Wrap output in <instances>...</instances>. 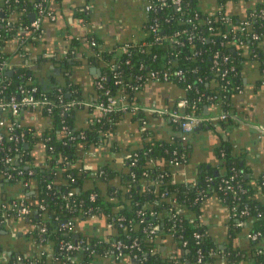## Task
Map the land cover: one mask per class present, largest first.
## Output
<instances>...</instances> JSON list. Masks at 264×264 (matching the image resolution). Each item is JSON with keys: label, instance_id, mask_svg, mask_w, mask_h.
I'll use <instances>...</instances> for the list:
<instances>
[{"label": "trees", "instance_id": "16d2710c", "mask_svg": "<svg viewBox=\"0 0 264 264\" xmlns=\"http://www.w3.org/2000/svg\"><path fill=\"white\" fill-rule=\"evenodd\" d=\"M37 2H42L43 7L49 10L47 0H0V64L6 62L7 68L10 54L5 48L6 42L13 36L21 44L34 41L32 32L24 27L29 25L31 13H36ZM182 4L179 11L167 0L146 12L137 41L132 39L104 47L103 38L92 31L81 38L72 39L71 46L87 47L89 60L99 63L103 75H106L101 78L104 87L99 88L93 101L105 99L104 89H109L110 94L122 92L125 110L95 113L88 123L80 126L76 122L75 112L84 106L75 105L68 110L62 107L73 98L83 99L77 85L66 82L62 86H43L37 80L33 81L28 67L23 65L12 67L11 74L3 73V77L0 76V97L8 99L13 96L19 100L23 95L22 89L36 86L35 95L47 97L53 103L50 111L46 106L36 109L46 119V128L41 135L37 136L31 131L24 133V140L29 144L46 143V147L42 148L44 158L39 164L30 160L24 140L8 139L4 127L0 126V158L7 153L18 152L19 160L12 163L24 170L23 174H16L12 180L2 179L0 195L6 182L29 180L33 193L28 199L24 198L31 209L27 215L31 228L29 235L44 248L43 251L34 250L23 255L24 263L89 264L92 258L104 255L111 249L113 241L121 240L127 244L122 252L127 259L125 263L129 264H236L242 255L229 246L218 248L204 232L197 217L201 197L214 193L229 207L232 204L247 207L249 215L244 217L245 221L253 218L252 223H247L250 224L249 230L260 232L258 238L251 240L249 257L255 264H264V172L253 181L249 180L243 154L235 152L228 141H222L216 150L221 168L217 170L200 165L194 184L178 181L174 177L177 167L188 163L190 148L189 143L182 141L179 135L165 140L148 136L140 147L130 151L122 170L111 167L109 163L100 165L94 175L91 174L92 183L88 186L84 182L90 171L78 167L88 146L108 145L106 140H110L122 115L130 113L139 121L146 119L144 110L135 106L141 104L137 91L152 80L148 78L150 71H156L159 75L164 71L170 73L167 80H153L169 81L177 86L181 91L179 96L187 98V111L206 116L205 109L217 101L221 109L230 115V96L237 91L236 85H241V63L244 58L261 56L264 17L257 16V13L248 15L245 18L250 23L241 30V20L226 21L222 18L225 17L223 11H203L198 0H182ZM75 16L84 22L90 20L88 11H78ZM187 33L191 38L187 37ZM251 33H256L257 38L251 37ZM215 52L219 53L218 63L214 62ZM223 55L229 56L226 62L221 59ZM177 69L182 72L181 78L173 74ZM224 69L227 71L221 76ZM134 86H137L136 89ZM27 108L20 105V113ZM231 119L228 116L218 122L223 128ZM7 120L5 122H11V117ZM170 122L176 129L177 122ZM206 123L202 121L200 125ZM17 131L21 132L22 129L17 127ZM174 158L181 164L174 165L171 162ZM4 169L6 165L1 159L0 175ZM28 169H33V173L28 174ZM229 175H235L232 183L237 189L236 199L232 198V192L225 189L223 179ZM97 183H104L106 187L100 188ZM4 211L18 216L15 210L0 208V223ZM98 220H102L105 226H108V222H112V225L104 231H94L88 227H79L74 231L78 224ZM245 221L236 226L235 221L231 220L232 231H239L240 226L246 225ZM39 226L44 227L43 232ZM152 228L153 232L150 231ZM195 231L201 234L200 238L194 237ZM170 234L179 244L183 241L186 244L178 255L162 257L159 243L166 242ZM67 240H81L83 249L69 252L60 249V243ZM199 250L201 262L197 261ZM210 250L217 254H210ZM2 252L0 242V264H17L14 262L15 256L5 259ZM48 252L53 254L51 258ZM69 254L73 255V260L67 258ZM112 261L116 264L114 259Z\"/></svg>", "mask_w": 264, "mask_h": 264}, {"label": "crops", "instance_id": "0c3cea01", "mask_svg": "<svg viewBox=\"0 0 264 264\" xmlns=\"http://www.w3.org/2000/svg\"><path fill=\"white\" fill-rule=\"evenodd\" d=\"M47 5L54 16L42 19L41 35L33 38L34 41L26 42L25 47L19 45L14 38L6 42L10 66L28 67L34 80L46 87L72 82L79 88L83 100H94L99 90L96 82L101 75L92 73L91 67H99L103 74L102 67L89 60L90 52L87 47H73L71 41L73 38H81L89 31L103 38L104 47L132 39L137 41L145 20L142 3L140 0H47ZM198 5L203 11H223L234 21L242 20L252 13L264 12V0H198ZM78 11H88L90 20L84 22L77 18L75 15ZM240 78V90L232 93L229 100L231 121L225 123L223 128L219 120L207 121L191 133L188 163L178 166L174 173L178 181L194 180L200 165L219 170L221 166L216 150L222 141H228L235 152L243 154L249 180L253 181L264 172V35L261 56L244 58L240 67ZM180 92L169 81H147L137 91V97L141 100L139 106L172 108ZM143 110L146 118L144 121L133 118L130 113L122 115L116 122L110 140H106L108 145L88 146L78 162L79 168L90 171L85 178L86 186L92 183L91 174L94 175L95 169L100 165L109 163L111 167L122 170L130 151L140 147L148 136L165 140L179 135L169 118ZM218 110L220 107L210 105L204 112L209 116ZM96 112V109L92 110L87 106L78 108L75 112L77 124L84 126ZM7 116L10 118L9 113L0 109V118L7 120ZM18 119L28 131L37 136L46 128L45 117L36 109H25ZM27 150L33 163L39 164L43 160L44 151L39 142L28 143ZM97 185L100 188L106 187L104 183ZM3 190L5 195L11 197L22 196L28 199L32 194L29 184L23 187L20 183L6 182ZM199 219L204 232L218 247L224 249L229 246L242 255L236 264H255L249 257L252 242L246 235L250 224L246 223L245 226H240L239 231L233 232L227 202L214 193L205 197L199 206ZM79 227L92 228L94 231L108 230L102 220L75 226L77 229ZM30 229L26 219L14 215L8 217L0 229L3 251L9 253L10 250L11 253L27 255L39 248L29 235ZM161 245L170 248L169 238L166 242L159 243ZM110 258L98 255L89 264H113Z\"/></svg>", "mask_w": 264, "mask_h": 264}, {"label": "built area", "instance_id": "2783aa9c", "mask_svg": "<svg viewBox=\"0 0 264 264\" xmlns=\"http://www.w3.org/2000/svg\"><path fill=\"white\" fill-rule=\"evenodd\" d=\"M142 3V8L143 11L146 13L152 9H155V5H160V4H164L167 0H140ZM171 3L174 4L175 8L179 11H181V8L183 6L182 4V0H169ZM35 6L37 7L36 13L34 14V19L31 20L30 19V23L29 25L25 26L24 29L32 32L31 37L32 38H36L37 36L41 35L42 32V19L44 17H53V11L52 10H48L45 7H43L42 2H37L35 4ZM253 14V13H252ZM222 18H225L226 21L227 19H229L228 17H226L225 14H223ZM257 16L260 17H264V12H259L257 13ZM157 23V22H156ZM250 21L247 18H244L240 21L239 25H240V29L243 30L247 25H249ZM153 29H155V27H153ZM178 31L175 32V34H177ZM187 37L191 38V35L189 33H187ZM251 37L253 38H257V34L256 33H251ZM12 38L17 39L16 36H13ZM172 38V37H170ZM94 42L92 41V44ZM19 45L25 47L24 44H21L20 42H18ZM214 57L216 58L214 60L215 63H218V59L219 58V53L215 52L214 53ZM221 59L223 60V62H226L229 59L228 55H223L221 57ZM26 60V59H25ZM10 63V62H9ZM28 63V62H27ZM12 65L7 68L6 67V62H3L2 64H0V76L3 77V73H6V71L8 69H11ZM226 69L222 70L221 72V76H223L226 73ZM181 70L177 69L173 71V74L178 76L179 78H181ZM170 73H168L167 71H164L161 75H159L156 71H150L148 78L150 79H159L162 78L164 80H167ZM106 75L101 74L100 77H98L97 80V87H99L100 89L104 87L103 85V81H102V77H104ZM33 81H35L33 79ZM115 82H118V80H116ZM137 86H134L133 88L136 89ZM59 90H62V87L58 88ZM235 89L238 91L240 90V85H236ZM37 91V87L36 86H32L29 89H22L23 95L20 97L19 100H16L13 96H11L10 98H4V97H0V109L7 111L10 114L11 117V122H5L4 119L0 118V126L4 127V131L6 132V134H8V139L11 140H19V141H23L24 140V133H26V131H28L21 123H19V119L18 116L20 114V105H25L28 106V108L30 109H37L40 106H46L47 110L50 111L52 109L53 103L50 99H48L47 97H38L35 95V92ZM69 93V92H68ZM104 94L105 99H99V100H83V99H72L71 101L65 103L64 105H62L63 110H68L70 107H73L75 105H79V106H87L89 108L92 109H96V113H101V114H105L113 109H118V110H125V96L122 92L119 93H115V94H110L109 93V89H104ZM213 105L220 107L219 102H215ZM139 105H136L135 108H138ZM139 108L145 109L147 111H151L154 112L156 114L159 115H163L167 118L170 119V121H175L177 122V131L179 133L180 138L182 139V141H184L185 143H188L191 141V133L197 128V126H199L201 124L202 121H212V120H224L226 119L228 116V113L226 111H224L223 109L218 110V112L212 114V115H206V116H202L199 114H194L191 113L189 111H187V98L179 96L176 100V102H174V105L172 108H167V107H157V106H153V105H145V106H140ZM186 109V110H184ZM17 127H20L22 129L21 132L17 131ZM2 140V134L0 133V141ZM24 142H28L26 140L23 141ZM29 143V142H28ZM42 148L46 147V143H40ZM27 155V154H26ZM130 155V153L128 154V156ZM19 156L20 154L18 152H15L13 154H6L4 155L2 158H0V160L2 159L4 164L6 165V169H4V171L1 173L0 175V185H2V179L4 178L5 181H9L12 180L16 174H23L24 170L22 168H19L17 165L13 164V161H18L19 160ZM28 156V155H27ZM127 156V157H128ZM171 162L174 163V165H180L181 162L177 159L174 158V160H172ZM28 165H26L27 167ZM28 174H32L33 173V169H28L27 171ZM235 175H229L228 178L223 179V182L225 184V189L232 192V198L236 199L237 198V189L235 188V185L232 183V179L234 178ZM192 184L195 183L194 180L189 181ZM14 183H20L23 187L28 186L29 184V180H17ZM11 183V184H14ZM262 184H264V179L262 180ZM30 186V185H29ZM3 191V194L0 195V208L4 209L6 208L7 210H11V211H17L18 216H20L21 218L26 219V221H28L27 219V215L31 212V209L29 206H27V204L24 201V197L21 196V198L19 197H11L8 195L4 194V190L3 187L1 189ZM30 193V192H29ZM28 193V194H29ZM32 193H33V189H32ZM71 193V192H69ZM31 195V194H30ZM2 196V197H1ZM91 197H93V194L91 195ZM205 197H201V201H203ZM229 207V206H228ZM178 211L181 210V208H177ZM249 215V210L247 209V207H238L235 204H232L229 207V218L233 221H235L236 225H241L244 223L245 219L244 217H247ZM12 215L7 214L4 211V216L3 219L1 220L0 226L3 227L5 225V220L8 219V217H10ZM197 217L199 218V214H197ZM119 219H121V217H119ZM248 221V222H246ZM245 221V223H252L253 222V218H247V220ZM63 225V223H62ZM108 226L112 225V222H108L107 224ZM40 229L41 232L44 231V227L43 226H39L38 227ZM78 229L74 227V231H77ZM151 232L154 231V228L150 229ZM247 237L250 240H255L256 238L259 237L260 232L259 231H251L249 230L247 232ZM194 237L196 238H200L201 234L199 232H194ZM169 241L171 242L170 248H165V250L161 251V256L162 257H168V256H174V255H178L180 251H182L183 246L186 244L185 241L182 242V244H179V242L176 240L175 236L173 234L168 235ZM41 242V241H40ZM39 248H36L35 250H40L43 251L44 249L41 247L42 244L39 242H36ZM127 247V244H125L123 241L121 240H115L112 242V246L111 249H109L103 256H109L112 259L117 260L115 261L116 264H129L125 263L126 262V258L123 257V252H122V248ZM59 248L69 252V251H73V250H82L83 249V245H82V241L78 240V241H63L60 243ZM220 248V247H218ZM222 249V248H220ZM259 251H261V249H258ZM9 253H5L4 251L3 253V257L5 259H7V257L9 256H15L16 260L14 262H17V264H26L22 261V257H24L23 255H21L20 253H11L12 251H8ZM210 254H217L216 251L214 250H210L209 251ZM52 253L48 254V257L51 258L52 257ZM135 257V256H134ZM67 258L70 260H73L74 257L73 255H67ZM201 258H202V254L201 251L199 250V255L197 258L198 262H201ZM35 258L32 259V263H34ZM70 264H74L73 262H71ZM136 264V263H135ZM233 264V263H232Z\"/></svg>", "mask_w": 264, "mask_h": 264}, {"label": "water", "instance_id": "95a60500", "mask_svg": "<svg viewBox=\"0 0 264 264\" xmlns=\"http://www.w3.org/2000/svg\"><path fill=\"white\" fill-rule=\"evenodd\" d=\"M30 19L31 20L34 19V14L33 13H31ZM25 61L28 62L27 59ZM30 68H31V66H30ZM11 72H12L11 69H8L6 71V74H11ZM91 72L94 73L96 76H100L101 75V69L99 67H97V66H92L91 67ZM29 74H31V73L29 72ZM67 95H69V93H67ZM199 127H201V125L197 126V128H199ZM27 145H28V142H24V147H27ZM76 189H78V187ZM75 235H77V234H75ZM159 250H161V251L165 250V246L164 245H161L159 247Z\"/></svg>", "mask_w": 264, "mask_h": 264}]
</instances>
